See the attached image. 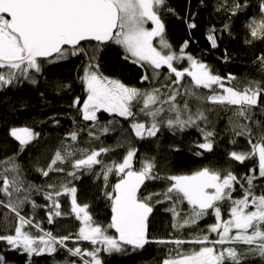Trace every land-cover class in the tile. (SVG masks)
Instances as JSON below:
<instances>
[{"label":"snow or ice","instance_id":"6c2138e0","mask_svg":"<svg viewBox=\"0 0 264 264\" xmlns=\"http://www.w3.org/2000/svg\"><path fill=\"white\" fill-rule=\"evenodd\" d=\"M240 8L241 5L236 3L232 14L235 15ZM162 9L174 14V10L167 7V0H0V89L23 81L36 84L37 75L43 72L45 63L66 60L81 53L87 55L82 42L90 45L95 42L81 77L87 93L80 109L85 121L97 122V113L101 111L114 113L125 120H132L131 132L138 139L155 137L162 125L179 131L195 127L204 140L196 145L202 150L196 155H203L213 151L215 136L213 131L200 127L201 121L207 124L203 106H234L237 119L231 121L233 130L236 136L247 137L250 150H233L229 157L241 164L258 157V175L256 168L249 169L251 175L244 177L246 186L232 171L222 174L221 170L211 166L187 175L161 177L155 158L141 160L139 168L134 166L137 149L132 147L128 148L122 161L111 163H104L101 159L103 154L112 151L110 147L72 150L65 147L63 152L57 150L46 169L37 168L42 176L64 172L63 167L54 165L57 162L63 164L77 152L81 158L73 160V170L67 172L68 177L78 179L76 173L79 170L91 171L96 165L101 166L105 187L111 174L119 176L111 191L105 192L111 211L110 223L105 226L94 221L88 204L78 203V190L69 186L71 181L61 182L59 187L48 183L49 190L43 195L50 203L38 205L31 199V194L41 192V187L26 184L17 156H9L0 161L3 165L0 169V195L5 198L0 199V206L12 214L15 226L14 234H0V241H6L12 249H22L29 258L54 255L65 249L70 257H79L83 264H103L102 253H122L125 246L143 249L155 242L175 246L161 264H245L250 257L264 259V190H257L254 184V181L264 178V120L258 118V114L264 115V80L246 79L240 88L234 83L237 77L232 73L222 76L188 53L189 41L185 40L178 51L174 50L166 36ZM149 24L151 27L146 26ZM195 26L189 25L190 28ZM249 27L252 38H264V21L259 24L253 22ZM207 39L212 48L218 47L212 32ZM109 44L123 50L125 61L141 68L150 67L153 79L160 77L161 70L166 69L167 83L162 87L168 91L131 87L101 72L99 53ZM223 59L227 61V55ZM185 60L187 67H178ZM257 61L259 71L264 75V55L257 57ZM186 77L190 78L191 86L182 83ZM142 80H149V76L145 74ZM193 100L196 102L195 110L190 103ZM73 103L74 106L79 104V97ZM140 115L148 119H137ZM100 131L107 133L109 128L104 126ZM68 135L73 142L77 141L78 132ZM88 135L99 139L92 131ZM10 136L19 142L20 151H23L40 134L28 127H14ZM121 146L117 144V147ZM156 179L171 182L163 196L173 201L168 211L172 213V227L177 232L198 228L199 222L209 215L214 216L215 222L206 229H200L190 239L178 237L151 241L149 217L153 213V205L162 202L154 199L161 193L145 195L141 188L147 181ZM236 185L243 189L241 198L233 197ZM65 195L70 196L71 213L81 224L74 239L72 234L56 236L52 231L41 228L35 220L36 210L44 207L47 208L48 223L54 224L55 218L64 215L59 198ZM184 202L190 211L182 216L178 205ZM225 204H228L227 218L222 211ZM26 205L31 206L32 216L22 214ZM5 219L9 220L7 214ZM109 229H114L118 235H110ZM213 233L217 238H210ZM69 240L89 242L96 247L83 250L79 246L68 247L66 241ZM186 244L193 247L183 249ZM238 245L245 247L238 248ZM0 264H8L4 254H0ZM63 264H76V261L66 259Z\"/></svg>","mask_w":264,"mask_h":264},{"label":"trees","instance_id":"16d2710c","mask_svg":"<svg viewBox=\"0 0 264 264\" xmlns=\"http://www.w3.org/2000/svg\"><path fill=\"white\" fill-rule=\"evenodd\" d=\"M264 0H167V7L174 10L168 13L161 10L162 18L166 25V36L173 45L174 50H179L185 40L189 41L186 51L198 60L210 65L213 70L222 76L232 73L237 77L234 83L242 88L243 81L264 80V75L259 71L257 57L264 55V38L255 39L251 37V18H263L261 3ZM236 3L241 8L233 15L232 11ZM264 21V20H263ZM190 24H195V28H190ZM228 25V28H225ZM151 27V25H148ZM214 30V32H213ZM212 32L217 38L218 47L212 48L208 34ZM95 42H93L94 45ZM157 42L154 41V44ZM87 51V55L81 53L66 60H59L54 63H45L43 72L37 75V83L28 81L8 86L0 89V161L9 156L16 155L17 162L21 165L22 175L25 183L40 186L42 191L31 194V199L38 205L50 203L46 201L43 192L48 191L47 184L55 183L59 187L61 182L71 181L69 186L77 188V200L81 205L88 204L89 212L96 223L107 225L111 220L110 203L105 196L106 191H111L119 176L115 173L109 176L107 187L102 175L100 165L93 167L91 171L87 169L79 170L76 175L78 179L67 176L68 171H72L71 164L74 159L81 158L79 152L61 164L57 162L54 167H63L62 173H50L49 177L41 175L37 168H47L54 158L57 150L67 147L69 150L88 148L99 149L100 147H110L112 151L103 154L101 159L104 163L112 161L120 162L129 147L137 149L135 157V167L139 168L140 161L153 159L157 165L158 174L161 177L170 175H187L205 166H211L222 171H232L242 183L246 175H251L249 169L256 168L258 175V157L246 160L244 163L233 161L229 153L236 151H249L246 136H236L231 121L237 119L235 107H225L221 105L206 104L205 114L207 124L201 121L200 127L213 131L214 149L211 152H204L203 155H196L202 150L196 147L204 142L203 135L199 129L193 127L184 131L169 129L161 126V130L155 137L138 139L131 132V119L125 120L116 114L106 112L97 113L98 121H85L80 111L87 93L81 81L84 68L89 62L91 48L93 45L87 42L82 43ZM227 55L228 59L223 58ZM123 50L115 45L109 44L103 47L99 53L98 62L100 71L105 75L119 79L124 84L140 89L151 90L161 88L167 92L168 89L162 85L167 83L165 76L167 70H161L159 79H153L149 69L145 66L141 68L123 58ZM178 67H187V61H182ZM147 74L149 80H142ZM174 78V77H173ZM186 86L190 85V78H185L182 82ZM175 87V86H174ZM183 91V89H181ZM207 91V90H203ZM79 97L80 103L74 106L75 99ZM178 99H180L178 97ZM264 100V96H262ZM195 110L196 102L190 101ZM139 107V106H137ZM258 118L264 120V115ZM137 119L146 121L148 118L142 115ZM243 123H248L243 121ZM104 126L109 128L107 133H102L100 129ZM28 127L40 136L32 141L28 146L20 151L19 142L10 136L12 128ZM78 132L77 141L73 142L69 133ZM89 131L95 133L99 139L90 137ZM255 131V129H254ZM236 143L233 144L232 141ZM255 142V138H254ZM123 146L117 147V144ZM3 165H0L2 169ZM2 183V181H0ZM167 179H156L147 181L141 188L145 195L149 193H161L162 202L153 205V213L149 217V238L151 241L171 240L175 238L190 239L200 229H206L208 225L214 223V216L209 215L199 222L198 228H185L180 232L172 227V213L168 211L173 205V201L164 198L163 193L170 185ZM257 190H264V178L254 181ZM243 189L236 185L233 192L234 198H241ZM23 195V193H21ZM0 199H5L0 195ZM62 217L55 218L54 224H49L46 216L47 208L41 207L36 210L35 220L40 223V227L47 231H52L56 236L72 234L73 239L81 226L71 213L70 196H61ZM228 204L223 206L224 218H227ZM181 215L187 214L190 209L186 202L178 205ZM8 215L11 220L12 214L0 206V234H14L15 220L5 219ZM32 216L30 205H26L23 213ZM32 231H38L33 229ZM110 235H118L114 229H109ZM210 238L215 239L216 234H211ZM68 247L79 246L83 249L96 247L89 242L73 240L66 241ZM102 247V246H100ZM174 245H162L151 242L143 249H133L132 246H125L122 253H102L103 264H161L162 260L169 256ZM192 245H183V249H191ZM238 248L245 246L238 245ZM0 254H4L8 264H63L66 259H73L76 264H83L79 257H70L65 249L58 250L54 255L43 254L39 257L29 258L21 250L12 249L6 241H0ZM174 254V253H173ZM87 259V257H86ZM245 264H264V259L250 257Z\"/></svg>","mask_w":264,"mask_h":264},{"label":"rangeland","instance_id":"374dc122","mask_svg":"<svg viewBox=\"0 0 264 264\" xmlns=\"http://www.w3.org/2000/svg\"><path fill=\"white\" fill-rule=\"evenodd\" d=\"M261 12H262L263 18L257 19V18H255V16H252V18H251V24H253V22H255L256 24H259L260 22H262L264 20V1L261 3ZM146 26L149 27L148 25H146ZM147 68L149 69L150 73L152 74V69L150 67H147ZM159 78L160 77H158L156 79H159Z\"/></svg>","mask_w":264,"mask_h":264},{"label":"water","instance_id":"95a60500","mask_svg":"<svg viewBox=\"0 0 264 264\" xmlns=\"http://www.w3.org/2000/svg\"><path fill=\"white\" fill-rule=\"evenodd\" d=\"M82 43H84V42H82Z\"/></svg>","mask_w":264,"mask_h":264}]
</instances>
